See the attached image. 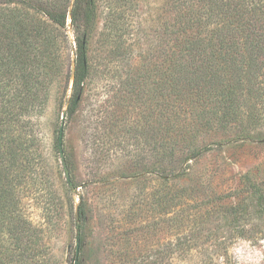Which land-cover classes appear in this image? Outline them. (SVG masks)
<instances>
[{
	"label": "rangeland",
	"instance_id": "1",
	"mask_svg": "<svg viewBox=\"0 0 264 264\" xmlns=\"http://www.w3.org/2000/svg\"><path fill=\"white\" fill-rule=\"evenodd\" d=\"M54 1L10 0V6L56 11ZM174 1L96 0L91 71L77 109L62 119L70 82L62 100L34 114L37 141L30 144L23 133L11 186L3 183L0 264H75L78 227V264H199L201 252H227L232 264H264L257 231L264 226L250 206L236 214L228 209L248 204L249 178L264 179V122H217L235 128L200 131L194 158L164 152L182 123L163 122L161 110L164 30ZM84 8L81 1V29ZM67 34L73 43L69 22ZM216 229L222 232L213 242L207 236ZM225 231L244 238L219 245L230 235ZM191 234L196 245L179 246Z\"/></svg>",
	"mask_w": 264,
	"mask_h": 264
},
{
	"label": "trees",
	"instance_id": "2",
	"mask_svg": "<svg viewBox=\"0 0 264 264\" xmlns=\"http://www.w3.org/2000/svg\"><path fill=\"white\" fill-rule=\"evenodd\" d=\"M81 1L85 5L83 29L79 25ZM54 3L60 9L38 4V10L27 11L10 6V0H0V225L7 199L3 183L11 186L14 158L25 140L37 141L34 124H30L34 114L41 116L54 99L62 100L72 82L64 116L71 115L91 71L89 41L97 20L96 0H74L71 8V0ZM171 9L172 23L164 30L161 110L163 122L182 123L177 126V140L164 142L163 149L194 158L200 131L208 128L214 135L233 127L217 122H264V0H175ZM68 22L73 26V43L67 34ZM241 127L250 129L244 123ZM23 133L29 134L25 140ZM248 184V204L228 209L236 214L250 206L259 226H264V179L255 176ZM79 211L82 218L81 205ZM257 231L264 239V230ZM219 232L211 231L207 238L216 242ZM240 233L223 237L219 245L226 246L232 237L244 238ZM198 239L191 234L179 246H195ZM196 261L232 264L227 252H201Z\"/></svg>",
	"mask_w": 264,
	"mask_h": 264
},
{
	"label": "water",
	"instance_id": "3",
	"mask_svg": "<svg viewBox=\"0 0 264 264\" xmlns=\"http://www.w3.org/2000/svg\"><path fill=\"white\" fill-rule=\"evenodd\" d=\"M72 72H74V51H73V58H72ZM72 83V82H71ZM72 85V84H71ZM66 109L64 110L65 113ZM63 116V120H64ZM60 153L63 156V124L61 127V133H60ZM68 179H69V174L67 173ZM70 180V179H69ZM71 184V182H70ZM79 210V207H78ZM78 234H77V238H76V260H75V264H78V258H79V253H80V241H81V236H80V227H78Z\"/></svg>",
	"mask_w": 264,
	"mask_h": 264
}]
</instances>
